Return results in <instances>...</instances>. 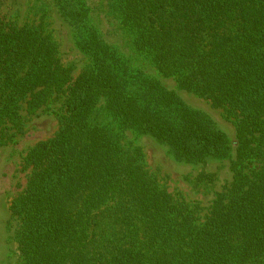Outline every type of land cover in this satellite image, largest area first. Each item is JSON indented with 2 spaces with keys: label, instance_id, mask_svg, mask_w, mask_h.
I'll return each mask as SVG.
<instances>
[{
  "label": "trees",
  "instance_id": "obj_1",
  "mask_svg": "<svg viewBox=\"0 0 264 264\" xmlns=\"http://www.w3.org/2000/svg\"><path fill=\"white\" fill-rule=\"evenodd\" d=\"M0 0V146L49 100L58 127L23 157L11 200L19 264H260L264 261V0H109L135 53L233 118L231 181L206 213L148 172L126 131L175 160L230 157L226 132L175 89L130 64L89 21L84 0H54L90 65L71 75L42 22L17 25ZM110 120L98 119V104ZM201 170L195 184L213 183Z\"/></svg>",
  "mask_w": 264,
  "mask_h": 264
},
{
  "label": "rangeland",
  "instance_id": "obj_2",
  "mask_svg": "<svg viewBox=\"0 0 264 264\" xmlns=\"http://www.w3.org/2000/svg\"><path fill=\"white\" fill-rule=\"evenodd\" d=\"M1 11L6 19L17 24H37L42 22L53 39L58 43L59 59L72 69L75 77L90 65L88 56L75 44L72 28L60 17L54 0H2ZM89 10V21L99 31L103 39L116 47L128 58L131 65L146 71L168 88L175 89L183 100L209 114L223 129L231 144L229 158L209 160L204 165H190L175 161L166 150L149 136L126 131L124 147L139 145L144 151V164L171 195L192 205L201 207L204 215L216 193L232 179L230 158H234L236 132L233 118H227L222 108H215L209 100L192 92L180 89L177 82L162 76L147 60L137 55L132 48L129 35L121 29L118 17L109 5V0H84ZM103 100L98 104V119L110 120L102 109ZM58 102L49 100L42 110L25 124L22 134L12 142L0 146V264H19V254L15 240L17 220L10 215L11 200L24 188L28 170H22L23 157L37 141L49 138L58 127L55 111ZM213 172V183L195 184L194 179L201 171ZM260 264H264V261Z\"/></svg>",
  "mask_w": 264,
  "mask_h": 264
}]
</instances>
